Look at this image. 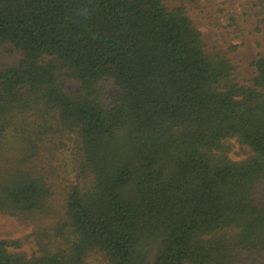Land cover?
<instances>
[{
  "label": "trees",
  "instance_id": "1",
  "mask_svg": "<svg viewBox=\"0 0 264 264\" xmlns=\"http://www.w3.org/2000/svg\"><path fill=\"white\" fill-rule=\"evenodd\" d=\"M5 46L0 216L36 250L0 239V264H264V58L239 85L163 0H0Z\"/></svg>",
  "mask_w": 264,
  "mask_h": 264
},
{
  "label": "rangeland",
  "instance_id": "2",
  "mask_svg": "<svg viewBox=\"0 0 264 264\" xmlns=\"http://www.w3.org/2000/svg\"><path fill=\"white\" fill-rule=\"evenodd\" d=\"M170 8L184 6L188 17L202 33L207 52L221 51L227 54L235 66V80L248 87L256 76L253 63L264 58V0H163ZM23 58L21 52L10 46L0 49V72L3 68L16 67ZM65 91L75 94L80 84L74 80H64ZM104 93L102 101L108 110L116 104L119 92L114 81L103 82ZM233 151L230 159L240 162L247 155L232 142ZM256 200L264 202V179L257 184ZM31 228L21 226L16 220L0 216V239L17 241L27 240L22 245V251L31 255L36 246L29 236ZM13 250V249H11ZM98 257L92 264H100ZM241 264H252L247 258H241Z\"/></svg>",
  "mask_w": 264,
  "mask_h": 264
}]
</instances>
